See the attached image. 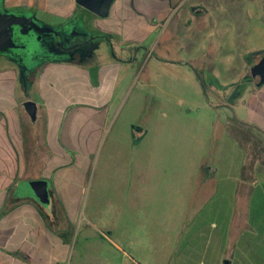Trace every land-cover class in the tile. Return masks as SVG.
<instances>
[{
    "label": "rangeland",
    "instance_id": "rangeland-1",
    "mask_svg": "<svg viewBox=\"0 0 264 264\" xmlns=\"http://www.w3.org/2000/svg\"><path fill=\"white\" fill-rule=\"evenodd\" d=\"M23 1L4 0L5 9ZM153 21L137 20L130 39L88 46L100 53L102 75L116 66L105 83L113 95L97 101L110 102L100 123L77 115L64 165L50 160V181L62 185L54 189L66 250L59 264H224L239 258L238 240L258 250L246 256L264 242L259 178L230 209V180L214 170L236 153L228 135L250 158L259 148L240 119L251 116L242 96L258 88L250 69L264 57V0H183ZM46 74L34 83L53 79ZM91 102L83 113L99 107ZM38 185L47 204V182Z\"/></svg>",
    "mask_w": 264,
    "mask_h": 264
},
{
    "label": "crops",
    "instance_id": "crops-1",
    "mask_svg": "<svg viewBox=\"0 0 264 264\" xmlns=\"http://www.w3.org/2000/svg\"><path fill=\"white\" fill-rule=\"evenodd\" d=\"M171 1L114 0L107 17L95 15L76 0H26L21 8L30 10L36 19L55 28L59 34L70 32L73 38L84 36L93 44L104 40L112 45L119 37L132 38L130 29L135 28L137 20L162 21L183 0ZM114 25L121 26L123 33L120 35L117 31L116 38L112 34ZM93 33L97 35L93 37ZM91 55L96 56L95 63H81ZM3 56L7 61H0V264H59V255L66 250L55 232L54 189L62 185L50 181L51 178L54 180L56 165L50 160L58 157L59 164L66 162V151L74 149L73 125L79 113L92 124L103 120L110 102L108 99L102 103L97 101L109 92V83L108 88L105 83L115 65L109 63L102 75L100 53L95 48L47 59L42 68L39 66L35 72L28 73L9 55ZM40 70L42 75L46 71L47 77L54 76L53 79L35 84ZM109 93L113 95V89ZM247 94L242 96V101L251 116L240 119V125H243L244 139L252 140L259 148L255 147L253 158H250L251 154L245 153L235 143V138L228 135L227 140L236 145V153L226 157L221 168L214 169L217 173L221 170L222 179L230 180L224 185L229 195L226 204L230 209L237 202L239 190L246 197L258 178L259 202L264 200V134L248 133L244 129L247 124L264 131V89L258 86ZM73 96L77 98V106L72 105ZM93 99L99 107L91 113H83L82 105ZM26 101L36 104L34 117L25 110ZM245 165L248 168L243 175ZM41 180L47 182V186H43L49 199L47 204L42 202V193L38 192L42 189L38 185ZM259 227L264 230V220H259ZM262 243L259 254L246 256L241 253H254L256 247L249 249L238 240L235 252L239 253V258L228 261L229 264H264Z\"/></svg>",
    "mask_w": 264,
    "mask_h": 264
},
{
    "label": "flooded vegetation",
    "instance_id": "flooded-vegetation-1",
    "mask_svg": "<svg viewBox=\"0 0 264 264\" xmlns=\"http://www.w3.org/2000/svg\"><path fill=\"white\" fill-rule=\"evenodd\" d=\"M5 7L7 6L4 0H0V9L6 10ZM12 7L14 8H8L7 11L22 14L27 17L31 16L39 26H47L36 19L30 10L20 8L24 6L16 5ZM60 34L41 32L33 25L27 23L14 25L12 28L14 46L4 53L14 59L28 73L30 71L35 72L41 60V62H44L47 59L59 55H69L71 53L75 54L77 51H86L91 49L88 46L93 44L92 41L89 42L88 38L84 36L73 38L70 32ZM96 35L97 33H93L92 36L95 37ZM25 61L30 63V66L25 65Z\"/></svg>",
    "mask_w": 264,
    "mask_h": 264
},
{
    "label": "water",
    "instance_id": "water-1",
    "mask_svg": "<svg viewBox=\"0 0 264 264\" xmlns=\"http://www.w3.org/2000/svg\"><path fill=\"white\" fill-rule=\"evenodd\" d=\"M76 2L99 17H107L114 0H76ZM22 23L33 25L41 32L55 33L56 35L59 34V31L53 27L39 26L31 16L27 17L22 14H16L14 12L0 9L1 52H6L9 48L14 46V42L12 40V28L14 25ZM250 75L256 86L264 85V57H262L258 63L251 67ZM24 107L29 115L32 117L35 116L37 106L34 102L26 101L24 103ZM44 193L48 198L47 192L45 191ZM47 200L49 201V199ZM224 264H229V262L226 260Z\"/></svg>",
    "mask_w": 264,
    "mask_h": 264
},
{
    "label": "trees",
    "instance_id": "trees-1",
    "mask_svg": "<svg viewBox=\"0 0 264 264\" xmlns=\"http://www.w3.org/2000/svg\"><path fill=\"white\" fill-rule=\"evenodd\" d=\"M249 78H250V77H249ZM255 130L258 132V134H259V133L264 134V131H262L261 129H259V128H257V127L255 128ZM247 168H248V166L245 165L244 168H243V175L246 173Z\"/></svg>",
    "mask_w": 264,
    "mask_h": 264
}]
</instances>
